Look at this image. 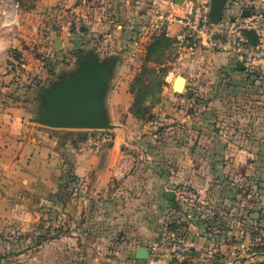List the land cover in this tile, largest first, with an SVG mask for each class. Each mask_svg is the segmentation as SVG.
Returning a JSON list of instances; mask_svg holds the SVG:
<instances>
[{"label":"crops","instance_id":"1","mask_svg":"<svg viewBox=\"0 0 264 264\" xmlns=\"http://www.w3.org/2000/svg\"><path fill=\"white\" fill-rule=\"evenodd\" d=\"M245 1L258 3L237 0L228 17L250 10L260 44L255 21L261 11L243 6ZM112 86L107 106L116 127L111 129L110 146H104L99 131L39 125L23 108L0 112V264H163L150 255L137 258V250L174 232L191 245L190 264H251L264 258V249H257L264 245V173L262 165L252 167L255 160L263 164L264 155L258 151L248 155L241 148L230 154L237 162L234 167L221 162L227 158L224 151L201 155V147L212 150L221 144L202 140L200 130L207 132L205 126L179 110L176 115L186 122L182 138L161 144L158 157L152 153L143 159L138 141L141 123L130 112L132 97L126 92L127 104L120 106ZM168 153L174 159L173 169ZM245 163L253 169L246 165L243 169ZM62 176L75 179V187L54 205ZM178 186L199 193V209L192 217L179 201L167 198ZM46 196L53 203L48 212L55 215L53 225L47 226L52 232L46 237L23 234L21 244L34 240L35 247L19 250L13 259L8 255L12 238L7 230L38 224L44 215L38 202L42 204ZM60 213L62 221L57 220Z\"/></svg>","mask_w":264,"mask_h":264},{"label":"rangeland","instance_id":"2","mask_svg":"<svg viewBox=\"0 0 264 264\" xmlns=\"http://www.w3.org/2000/svg\"><path fill=\"white\" fill-rule=\"evenodd\" d=\"M257 1V6L246 1L242 4L261 11L255 22L262 35L260 45L263 56L254 66L246 69L259 75L254 83L252 77L249 80L248 73L233 69L237 63L234 59L230 62L228 54L196 42L181 43L174 38L163 50L154 54L155 63L145 64L148 46L160 35L150 28L154 15L160 11L171 13L175 18V33L179 28L178 18L187 16L191 7L201 5L203 0H186L182 5L175 4L173 0H145L146 9L143 11H137L132 0H0V112L23 108L34 117L36 103L31 98L62 71L74 69L79 58L88 50H95L101 57L119 53L122 63L117 67L112 88L116 89L119 99L116 101L120 106L127 104L123 98L126 92L131 95L132 104L130 85L144 64L154 70V73L145 75L146 81L155 77L158 79L157 76L166 81L156 90V96L160 90L161 102L151 110L152 113L155 111L153 123L139 122L138 141L145 154L143 159H147V155L152 156V153L158 157L161 144L170 145L182 138L180 131L186 122L176 115L179 110H183L180 115L187 112L193 114L190 118L193 123L205 126L207 132L200 130L202 140L221 144L212 150L201 147V155L208 151H224L227 158L221 162L230 167L237 163L236 160L231 161L230 154L241 148L248 155L251 151L264 155V0ZM235 2L237 0H228L225 16L229 15L232 6H236ZM57 39L61 40V45L54 47ZM177 76L186 79L181 93L173 90ZM96 131L102 133L104 146H110L114 138L111 129ZM223 143L226 146L219 149ZM167 157L169 167L173 169L171 153ZM253 163L254 169L262 165L264 173V162L255 160ZM244 165L249 170L253 169L246 163L243 169ZM66 183L68 189L61 187ZM73 187L75 179H64L62 176L55 192L58 198L51 199L54 205H60V197L71 192ZM47 199V196L42 197V204L41 200L38 202L44 210L38 224L33 226V222L26 229L7 230L12 238L8 243V255L13 259L19 250L27 252L35 247L34 240L21 244L23 234L39 233L46 237L52 232L47 226L53 225L55 215L48 214L49 205L53 203ZM56 216L57 220H63L61 213ZM151 259L168 264L164 260ZM251 264H264V258Z\"/></svg>","mask_w":264,"mask_h":264},{"label":"water","instance_id":"3","mask_svg":"<svg viewBox=\"0 0 264 264\" xmlns=\"http://www.w3.org/2000/svg\"><path fill=\"white\" fill-rule=\"evenodd\" d=\"M186 0H173L182 5ZM227 0H209V19L219 22L225 16ZM242 15L249 17L250 10L245 9ZM57 39L54 47H59ZM122 63L119 53L101 57L90 49L78 60L74 69L64 70L56 79L40 89L31 101L36 103L34 123L54 129L75 130H110L116 125L112 122L107 106V96L112 86L117 67ZM237 68L246 70L244 63L239 62ZM186 79L177 76L173 83L175 92H182ZM264 160V156L262 157ZM171 201L175 199L172 191L167 195ZM149 257L145 247H139L137 258Z\"/></svg>","mask_w":264,"mask_h":264},{"label":"built area","instance_id":"4","mask_svg":"<svg viewBox=\"0 0 264 264\" xmlns=\"http://www.w3.org/2000/svg\"><path fill=\"white\" fill-rule=\"evenodd\" d=\"M209 0L201 5L191 7L187 16L177 20L178 30L173 33L175 18L171 13L157 12L151 20L152 32L174 38L181 43L196 42L206 48L226 53L236 63H244L246 69L254 66L262 59L263 50L260 44L253 45L244 30L252 29V20L239 14L235 17L224 16L219 22L209 19ZM173 192L175 199L185 208L189 217L199 209L198 191L187 186H178ZM152 258L167 261H183L189 258L191 245L181 236L170 233L157 238L148 246Z\"/></svg>","mask_w":264,"mask_h":264},{"label":"trees","instance_id":"5","mask_svg":"<svg viewBox=\"0 0 264 264\" xmlns=\"http://www.w3.org/2000/svg\"><path fill=\"white\" fill-rule=\"evenodd\" d=\"M132 3L136 5L139 9L145 10L146 9V2L145 0H132ZM245 35L249 38V41L253 45L259 44V37L256 35V32L252 29L244 30ZM172 41V38L166 37L164 35H159L153 39V41L150 43V45L147 48V55H146V61L147 63H155L156 59L153 58L154 54L158 53L159 51L163 50L165 45H169ZM232 58V57H231ZM234 59V58H232ZM144 64L142 71L135 77L134 81L130 85L129 92L133 95V102L130 106V112L132 115L137 118L138 120H144V121H151L154 118V115L152 113V108L156 104L161 102V93L160 90L158 92L159 95L156 94L157 87L161 88L166 84L165 80H162L159 76L158 79L155 77L154 79H151L150 81H146L145 75L153 72L154 70L149 69ZM237 72L241 73H248L249 80L252 77L253 82L255 83L256 80H258V74L253 71H247V70H240L235 65L233 68ZM247 77V78H248ZM147 102H150L148 105ZM96 131V130H93ZM68 183L62 185L61 187L66 188ZM264 229V228H263ZM172 230H176V226H172ZM176 235V232H174ZM43 236H41L42 238ZM258 248H263L264 245ZM169 264H190L188 259L183 261L178 260H172L169 262ZM210 264H220L218 262L210 263Z\"/></svg>","mask_w":264,"mask_h":264}]
</instances>
